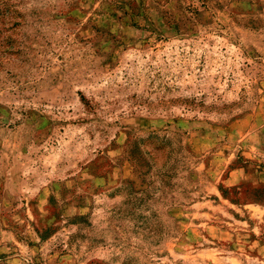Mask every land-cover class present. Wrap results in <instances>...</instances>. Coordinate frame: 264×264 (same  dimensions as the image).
I'll return each mask as SVG.
<instances>
[{
    "label": "rangeland",
    "instance_id": "rangeland-1",
    "mask_svg": "<svg viewBox=\"0 0 264 264\" xmlns=\"http://www.w3.org/2000/svg\"><path fill=\"white\" fill-rule=\"evenodd\" d=\"M0 264H264V0H0Z\"/></svg>",
    "mask_w": 264,
    "mask_h": 264
}]
</instances>
